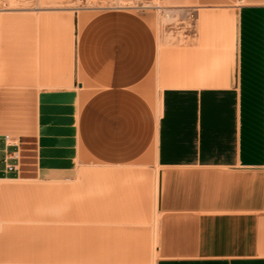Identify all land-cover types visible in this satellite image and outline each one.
<instances>
[{
    "label": "crops",
    "instance_id": "crops-1",
    "mask_svg": "<svg viewBox=\"0 0 264 264\" xmlns=\"http://www.w3.org/2000/svg\"><path fill=\"white\" fill-rule=\"evenodd\" d=\"M161 1L0 11V264H264V0Z\"/></svg>",
    "mask_w": 264,
    "mask_h": 264
},
{
    "label": "rangeland",
    "instance_id": "rangeland-1",
    "mask_svg": "<svg viewBox=\"0 0 264 264\" xmlns=\"http://www.w3.org/2000/svg\"><path fill=\"white\" fill-rule=\"evenodd\" d=\"M8 10H74L79 13L125 10L147 18L159 37L169 33L168 25L173 22L177 24L179 19L178 14L169 12L161 0H0V11Z\"/></svg>",
    "mask_w": 264,
    "mask_h": 264
},
{
    "label": "built area",
    "instance_id": "built-area-1",
    "mask_svg": "<svg viewBox=\"0 0 264 264\" xmlns=\"http://www.w3.org/2000/svg\"><path fill=\"white\" fill-rule=\"evenodd\" d=\"M239 4H242L244 2V0H238ZM6 141L7 142H12L11 141V137L10 136H6ZM17 170V167L14 165H7V171L8 172H14ZM0 186H1V182H0Z\"/></svg>",
    "mask_w": 264,
    "mask_h": 264
},
{
    "label": "bare ground",
    "instance_id": "bare-ground-1",
    "mask_svg": "<svg viewBox=\"0 0 264 264\" xmlns=\"http://www.w3.org/2000/svg\"><path fill=\"white\" fill-rule=\"evenodd\" d=\"M131 2V1H130ZM126 4H128V3H126ZM129 5V4H128Z\"/></svg>",
    "mask_w": 264,
    "mask_h": 264
}]
</instances>
